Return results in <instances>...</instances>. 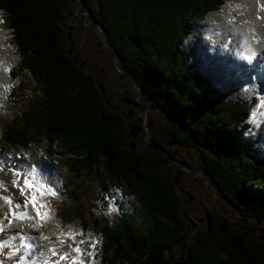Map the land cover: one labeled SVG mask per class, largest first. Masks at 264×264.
Here are the masks:
<instances>
[{"label": "trees", "instance_id": "trees-1", "mask_svg": "<svg viewBox=\"0 0 264 264\" xmlns=\"http://www.w3.org/2000/svg\"><path fill=\"white\" fill-rule=\"evenodd\" d=\"M78 1L93 14L122 69L168 117L151 134L150 148L133 149L125 118L111 111L91 75L70 55L68 2L0 0L22 58L18 75L26 72L43 87L40 107L23 125L36 137L62 142L72 154L84 153L69 164L73 172L81 175L99 164L105 179L136 196L135 216L124 213L118 224L101 227L108 245L102 262L264 264L263 235L245 226L239 230L218 205L206 211L203 226L185 227L175 179L162 173L167 161H176L162 151L165 146L196 150L200 172L216 195L244 219L264 224V159L247 140L251 106L222 102L183 45L193 22L227 0H95V7L94 0ZM3 139L21 148L32 140L15 124L5 128ZM189 233L193 241L187 244ZM179 247L182 256L167 258Z\"/></svg>", "mask_w": 264, "mask_h": 264}, {"label": "rangeland", "instance_id": "rangeland-1", "mask_svg": "<svg viewBox=\"0 0 264 264\" xmlns=\"http://www.w3.org/2000/svg\"><path fill=\"white\" fill-rule=\"evenodd\" d=\"M66 1L69 4L66 26L70 37L67 40L71 50L70 55L91 75L94 85L100 88L111 111L125 118L132 148L137 150L150 148L151 134L155 129L164 126L168 117L160 108L147 100L136 82L122 69L119 59L106 40L104 31L94 21L93 14L78 0ZM224 3L230 7V14L233 17L240 14L244 6L243 1L239 0H227ZM92 5L96 6L95 0ZM211 13L202 17V21L193 22L189 36L183 42L184 48L190 55V62L204 80L209 81L220 93L222 102L243 100L251 106V127L247 132V140H251L255 152L264 159V116L257 117L259 123L252 122L254 111L259 110L264 113V108L260 107L264 102V93L256 95L259 89L243 87L239 82L241 76L248 78L251 72L248 64V69L239 73L242 65L239 58L243 56L241 50L244 49L243 45L247 40L242 31H239L235 38L237 46H231L230 42H227L231 39H225L227 38L225 37L227 32L224 30L226 18L221 19L220 16L208 21V15ZM6 17L5 11L0 8V126L4 122L3 119L8 125L15 124L19 132L31 135L32 140L27 139V142L33 144L24 151L22 154L24 156H21L16 145H8L4 141L2 133L0 183L3 187H0V205L2 202L6 207L0 211V216L3 219L8 215L14 218V221L5 228L6 236L15 235L14 239H21L22 242L26 240L29 243L27 246L33 245L31 251L38 254V258L30 264H41L40 255L47 259L52 252L58 254L65 250L66 246L68 258L57 259L63 253H59L57 258L50 255L51 263L108 264L102 262L108 245L101 236L100 229L104 225L118 224L119 216L125 210L133 214L129 210L135 207L136 199L133 193H129L118 181L110 182L105 179L99 164L90 172L83 171L81 175L73 172L70 169V165H73L72 160L82 159L84 153L79 152V156L72 154L63 146L64 144H61L62 142L50 144L46 140L47 136L36 137L29 126L23 125V122L28 120L23 118L21 113L40 107L43 88L26 72L18 75L16 67L19 65L20 57L12 41L13 38L11 39L12 29L8 26ZM257 34L260 33H256L259 42L258 39L262 38V35L258 37ZM230 48L232 51L229 50ZM250 61L248 60L249 63ZM255 71L257 78H261L262 69ZM12 76L16 77L15 82ZM12 87L17 91L16 93L14 90L15 98L18 97L17 102L16 100L10 102L8 99L12 98V95H6ZM162 151L165 154H172L176 160L167 161L162 167V173L170 174L175 179L181 197V220L185 227L203 226L207 220L206 211L218 205L226 216L233 219L239 230L245 226L249 230H257L256 234L264 237V224L244 219L237 210L216 195L214 186L200 172V159L196 150L187 151L181 146L170 143ZM181 160H185L187 166L179 163ZM17 175H28L31 178L28 179L33 181L35 189L34 191L29 189V193L36 197L45 191H51L50 188L57 190L60 198L49 202L51 206L46 209L45 230L46 217L38 216V211L43 209L37 207L33 199L32 203L36 209L33 210L32 206L28 205V200L25 204L22 197L18 196L16 187L13 185V189L11 188L12 181ZM28 179L24 180L25 186L31 184ZM69 190H72L71 194L68 193ZM64 196L67 198L63 199ZM48 199L45 198V201L48 202ZM58 200L61 201L57 204ZM10 207L15 208L14 214L8 213L7 209ZM55 207L58 209H54ZM142 228L139 225L140 231ZM2 235L0 234V237ZM188 237L187 244L193 241V233H189ZM26 242L24 241L23 244ZM25 251L29 252V247ZM184 253V248L179 247L166 256L174 259ZM125 263L121 259H116L115 262V264Z\"/></svg>", "mask_w": 264, "mask_h": 264}, {"label": "bare ground", "instance_id": "bare-ground-1", "mask_svg": "<svg viewBox=\"0 0 264 264\" xmlns=\"http://www.w3.org/2000/svg\"><path fill=\"white\" fill-rule=\"evenodd\" d=\"M239 1H243L244 6H243V9L240 10V14H238L236 17H233L230 14V11H231L230 7L228 5H225L227 3H224L221 6V8L218 9V11L208 15V21L214 20L220 16H221V19L223 17L226 18L227 22L225 21L224 23L226 24L224 30L225 32H227V34L225 35V37L227 36V38L225 39L227 40H229L228 38L231 39L227 41V42H230L231 46H237L236 40H235L236 33L239 31L240 32L242 31L247 41L245 40L246 43L243 45L244 49L241 50V53L243 54V56L239 58V61L242 64L240 66L241 70L239 71V73H241V71H244L245 69H248V67L252 70V72L255 69H257L258 71V69L261 68L262 71L260 75L262 79L264 78V34H263V31H264V2H262L261 0H239ZM257 32L260 33V34H257L258 37L262 35V38L260 37V39H258L260 40L259 42L257 41V38H256ZM229 50L232 51L231 48ZM248 60H251L250 63L248 62ZM248 64L250 65L248 66ZM239 82L241 86L243 87L250 86V84L248 83L247 77L241 76L239 79ZM28 181L30 180L28 179ZM27 187L32 188V184H30V186H27ZM21 241H22L21 239H12V243H11L10 240L6 238L4 239L0 238V242H1L0 244V264H6V261H12V260L16 262L15 264H30L32 262L30 258L28 261L29 263H28L26 261V258L23 252H21L23 248H26L28 242L24 240L26 243L23 244L24 241L23 242ZM32 246L31 245L29 246L30 250L33 249ZM18 259H19V262H17Z\"/></svg>", "mask_w": 264, "mask_h": 264}, {"label": "snow or ice", "instance_id": "snow-or-ice-1", "mask_svg": "<svg viewBox=\"0 0 264 264\" xmlns=\"http://www.w3.org/2000/svg\"><path fill=\"white\" fill-rule=\"evenodd\" d=\"M261 108H264V102L261 103ZM258 116H264V113H261L259 110L254 111L252 116V122L253 123H259L260 121L257 119ZM0 187H3V184L0 183ZM79 250V249H77Z\"/></svg>", "mask_w": 264, "mask_h": 264}, {"label": "clouds", "instance_id": "clouds-1", "mask_svg": "<svg viewBox=\"0 0 264 264\" xmlns=\"http://www.w3.org/2000/svg\"><path fill=\"white\" fill-rule=\"evenodd\" d=\"M98 27H99V25H98Z\"/></svg>", "mask_w": 264, "mask_h": 264}, {"label": "flooded vegetation", "instance_id": "flooded-vegetation-1", "mask_svg": "<svg viewBox=\"0 0 264 264\" xmlns=\"http://www.w3.org/2000/svg\"><path fill=\"white\" fill-rule=\"evenodd\" d=\"M104 96V95H103Z\"/></svg>", "mask_w": 264, "mask_h": 264}]
</instances>
